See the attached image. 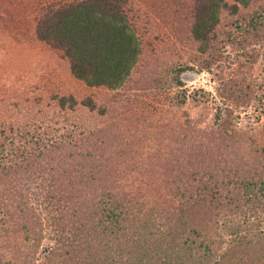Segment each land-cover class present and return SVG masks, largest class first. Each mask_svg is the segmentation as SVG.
<instances>
[{
  "label": "rangeland",
  "instance_id": "obj_1",
  "mask_svg": "<svg viewBox=\"0 0 264 264\" xmlns=\"http://www.w3.org/2000/svg\"><path fill=\"white\" fill-rule=\"evenodd\" d=\"M194 1L125 0L143 52L129 79L110 90L74 79L62 56L37 39L33 20L31 26L22 15L15 16L21 0H0V100L5 101L0 106L11 116L29 107L44 120L39 132L55 135L46 150L48 143L29 142L36 145L33 155L45 150L35 169L25 172L11 163L9 190L0 193V264H113L119 255L112 247L120 245L113 246L112 239H141L140 230L139 236L117 228L104 233L109 228L99 204L107 201L128 220L142 216L154 222L169 204L177 207V200L170 199V182L185 179L202 159L213 161L216 151L226 147L234 154L229 165L236 166L240 150L246 153L241 169L256 170L257 181L264 180V38L247 43L232 26L235 17L221 12L219 31L227 26L225 37L230 39L202 53L189 32ZM213 58L217 62L205 69ZM182 69L180 85L173 74ZM189 73L197 76L194 81ZM62 99L76 100L74 113L60 111ZM87 100L93 110L82 106ZM227 118L230 126H223ZM0 119L13 121L1 108ZM87 181L93 182L91 190L79 183ZM230 189L218 191L201 208L202 221L185 233L192 235L193 251L202 243L204 249V241L209 244L216 262L220 240L225 247L236 234L264 235V211H248L253 200H245L236 216L229 215L231 200L240 197ZM138 202L143 211L139 207L137 213ZM87 220L96 226L95 233L79 232ZM147 228L141 230L145 235L152 226ZM171 254L182 255L180 250ZM258 255L250 252L245 264H264ZM149 257V247L143 250L139 243L124 264H154ZM165 258L160 256V262Z\"/></svg>",
  "mask_w": 264,
  "mask_h": 264
},
{
  "label": "trees",
  "instance_id": "obj_2",
  "mask_svg": "<svg viewBox=\"0 0 264 264\" xmlns=\"http://www.w3.org/2000/svg\"><path fill=\"white\" fill-rule=\"evenodd\" d=\"M26 1L21 0L22 4L18 7L20 11L17 10L15 16L20 18L22 15L27 24L31 23V26L33 25L31 20H33L35 24L33 30L37 39L62 56L74 79L90 88L102 86L110 90L120 88L129 79L142 56L143 49L137 33L138 26L130 21L126 7H124L125 0H50L45 3L33 0L32 4ZM193 6L189 32L204 54L213 45L215 47L218 42L225 44L228 43L225 42L226 39H230V36L225 37L227 26L219 31L223 17L221 12L235 17L232 26L239 30L242 37L245 36L244 41L247 43H256L264 38V0H195ZM142 22H140L141 26ZM216 62L217 59H210L204 66L205 69H209ZM185 71L186 69H182L174 72L175 83L183 84L180 74ZM4 102L0 100L1 104ZM76 106V100H59V108L62 112L69 109L74 113ZM82 106L89 110L94 109V104L90 100ZM0 108L9 119H13L12 122L0 119V193H2V190H6L11 183L8 181L12 169L11 163H15L25 172L35 169L37 161L46 157L45 150L49 145H54L50 141L55 138V135L50 133L47 137L39 132L44 120L41 121L40 118L34 116L35 113L28 110L29 107L24 108V113L16 109L12 116L4 105ZM73 113H71L70 121L74 119ZM63 118L66 122L69 117L64 114ZM218 118L219 116L217 120ZM230 123L229 118L223 120V126H230ZM32 139L36 143L39 142V145L44 142L48 145L44 148L45 150H39L36 155H33V147L36 145L29 143ZM16 141H19V144H16ZM73 143L80 144L77 140H73ZM226 148L220 152L216 151L213 161L202 159L193 172H188L185 179L179 176L176 181L170 182L169 195L171 197H169L171 201L177 200V207L169 199L171 204L166 202V205L169 204L167 209L163 210L154 222L153 220L146 221L147 219L142 216H139L140 221L128 220L124 218V213L117 210V207H110L107 201L99 204L98 208L101 211L103 222L109 228L104 233L117 228L119 232L128 233L130 231L132 235L139 236L138 231L140 230L141 239L130 235L125 238V241L112 239L113 246L120 245V247H112V252L119 255L116 261L113 259V264H124L127 259H130L133 248L139 243L143 244V250L149 247V258L154 264H165V261H169L168 264H245V259L250 252L259 254L260 260L264 262V235L262 234H249L248 237L236 234L225 247H223V240H220L216 247L221 253L217 262L214 261L215 255L212 248L205 241L204 249L202 243L200 249H197L198 252L189 247V245L194 246L195 243H192V235H185V233L189 231L190 226H197L198 220H201V208L212 203L217 192L224 187L228 186V190L232 188L237 192L235 195L240 196L236 200H231L232 209L229 215L236 216L240 206L245 204V200L248 202L253 200L249 212L256 214L258 210L264 211V180L257 181L256 170L253 172L250 168L241 169L245 163L239 162L241 159L246 160V153L240 154V150L236 156V166H231V163L229 165L228 161L234 154ZM16 155L19 157L13 159ZM187 157H189L188 154ZM52 158L53 156L45 158L43 162L52 160ZM42 169L41 167L40 171ZM248 175L254 176L246 179L245 176ZM79 183L90 190V186H93L92 181ZM73 186L74 184H70V187ZM135 205L138 206L137 213L139 207H141L139 211H143L139 202ZM130 210L132 207L127 211ZM220 211L225 212V208ZM242 214L246 213L243 211ZM90 225H92L91 228H89ZM147 225L152 226V230L145 235L141 230L144 228L147 230ZM94 227L96 226L87 220V226L82 225L79 232L95 233ZM152 242L172 247L171 249L155 247ZM175 250L176 252L180 250L181 258L178 257L179 254H176L175 258L174 255L172 256L171 251L175 253ZM162 255L166 257L164 263L159 259Z\"/></svg>",
  "mask_w": 264,
  "mask_h": 264
},
{
  "label": "water",
  "instance_id": "obj_3",
  "mask_svg": "<svg viewBox=\"0 0 264 264\" xmlns=\"http://www.w3.org/2000/svg\"><path fill=\"white\" fill-rule=\"evenodd\" d=\"M187 75L189 76V78H191L192 81H194V80L196 79V77H197V76H196L195 74H193V73L186 74V76H187Z\"/></svg>",
  "mask_w": 264,
  "mask_h": 264
}]
</instances>
